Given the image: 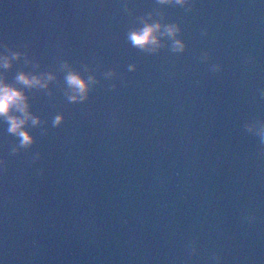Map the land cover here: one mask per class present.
<instances>
[{
    "label": "water",
    "instance_id": "water-1",
    "mask_svg": "<svg viewBox=\"0 0 264 264\" xmlns=\"http://www.w3.org/2000/svg\"><path fill=\"white\" fill-rule=\"evenodd\" d=\"M0 79V264H264V0H0Z\"/></svg>",
    "mask_w": 264,
    "mask_h": 264
},
{
    "label": "clouds",
    "instance_id": "clouds-1",
    "mask_svg": "<svg viewBox=\"0 0 264 264\" xmlns=\"http://www.w3.org/2000/svg\"><path fill=\"white\" fill-rule=\"evenodd\" d=\"M158 28V24L146 25L141 30L133 31L129 38L135 46L143 48L150 43L154 44L156 42V36L154 33ZM173 31L174 29L170 27L169 32L171 33ZM177 43L179 44V41ZM4 67H10V63L6 61ZM16 80L29 87L40 84V79L38 77L29 76L23 72L17 75ZM67 80L78 93L86 92L87 83L78 73H70ZM84 98V96L80 97V99ZM70 99L75 101L77 96H72ZM28 108L29 105L24 92L20 88L11 84H6L3 79H0V116L4 117L9 124L7 131L16 134L20 138V143L23 146L29 145L33 142L32 134L23 127L29 116ZM14 109L24 113V116L18 117L12 115ZM61 119V116H57L54 123L58 124ZM32 123H39V118H33Z\"/></svg>",
    "mask_w": 264,
    "mask_h": 264
}]
</instances>
